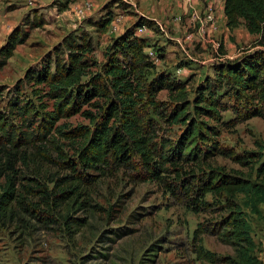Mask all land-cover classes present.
I'll list each match as a JSON object with an SVG mask.
<instances>
[{
  "label": "trees",
  "instance_id": "1",
  "mask_svg": "<svg viewBox=\"0 0 264 264\" xmlns=\"http://www.w3.org/2000/svg\"><path fill=\"white\" fill-rule=\"evenodd\" d=\"M69 1H64L60 9L65 10ZM106 9V15L97 20L90 17V23L106 27L113 16L110 3ZM223 12L227 27L244 24L250 34L256 35L254 48L234 60L216 61L213 74L204 75L191 88L187 87L188 79L175 77L168 69L152 73L155 65L145 50L148 42L135 32L142 25L154 27L155 22L144 17L114 39L102 62L93 55L91 34L81 29L66 34L37 66L29 68L27 80L47 85L45 93L53 98V106L46 109L39 102L38 109L23 97L19 84L0 105V220L18 222L25 228L29 223L26 215L37 218L39 214L38 201L49 210L64 204L66 228L76 232L87 221L68 211L87 203L88 194L79 187L92 182L78 165L104 174L108 167L132 164L136 168L133 160L137 158L145 179L162 178L161 172L170 166L181 171L176 177L179 187L184 186L189 209L210 211L214 206L221 212L216 219L198 222L195 231L219 235L232 252L217 255L199 243L194 247L197 258L223 264H264L247 218L248 211L257 216L263 212V144L255 141L259 150L236 152L221 146L217 138L220 127L233 119L264 118V0H224ZM27 22L36 21L27 18ZM24 36L20 27L7 35L0 48V67ZM220 51L224 53L222 44ZM162 90H166L168 99L158 98ZM84 105L91 109L81 111ZM228 109L234 118H224L223 111ZM80 111L87 125L63 131L62 123L56 124L61 116ZM11 113L20 121L10 120ZM173 125L181 127L175 139L161 133ZM52 131L78 139L75 159L68 158L55 144ZM54 154L57 162L72 173L60 177L65 182L57 189L41 187L38 177L50 172ZM218 154L248 169L229 171L210 162ZM17 163L31 167L37 178L21 181L24 176ZM187 163L196 169L183 170ZM208 194L211 200L206 198ZM48 221L52 222V217Z\"/></svg>",
  "mask_w": 264,
  "mask_h": 264
},
{
  "label": "rangeland",
  "instance_id": "2",
  "mask_svg": "<svg viewBox=\"0 0 264 264\" xmlns=\"http://www.w3.org/2000/svg\"><path fill=\"white\" fill-rule=\"evenodd\" d=\"M64 1L0 0V48L14 28H22L25 34L13 54L0 67V105L5 104L8 92L19 84L23 97L30 99L35 107L40 109L41 102L46 109L52 108L53 98L45 93L47 85L28 81L26 72L37 66L48 51L71 31H88L94 44L93 55L102 62L106 49L116 37L142 17L153 20L154 27L136 29V33L148 42L145 50L155 52L151 58L155 65L152 73L168 69L175 77L188 79V88L204 75H212L216 61L234 60L254 48L256 35L250 34L244 24L227 27L225 21L219 19L213 3L208 6L204 2L205 7L199 9L187 1L185 12L172 11L171 7L168 9V3L163 10L154 12L153 18L151 12L146 11V3L141 6L140 0H93L91 6H87L84 0H71L68 7L61 10L60 5ZM109 3L113 11L111 22L104 28L92 25L88 19L97 20L106 15ZM27 18L36 21L35 24H29ZM220 44L224 53L220 51ZM182 62L185 64L182 65ZM158 98L168 99L166 90L160 91ZM85 109H91V106L84 105L81 111ZM81 111L61 116L56 124L62 123L63 131L87 125L88 120ZM223 116L234 118V113L228 109L223 111ZM9 119L20 121L15 113L9 114ZM180 132L181 127L173 125L164 128L161 133L175 139ZM52 135L55 144L67 157L75 159L78 139L67 138L57 131H52ZM217 138L221 146L236 152L259 150L255 141H260L264 154V118L233 119L228 125L220 127ZM53 158L50 172L38 177L41 187L57 189L65 182L60 177L72 173L63 167L62 162H57L55 154ZM133 161L136 168L132 164L120 168L108 167L104 174L78 165L79 171L91 176L92 182L79 187L87 192V203L68 211L70 215L87 221L76 232L66 228L62 218L64 204L49 210L37 197L34 198L39 202L36 210L39 214L36 215L41 219L26 215L29 223L25 228L18 222L0 220V264H223L199 259L194 252L199 243L217 255L232 252L231 246L219 235L195 231L198 222L216 219L221 212L214 206L210 211L189 209L185 204L184 186L179 187L176 177V173L181 171L174 166L161 172L162 178L145 179L141 175V162L137 158ZM210 162L223 165L227 170L248 169L219 154ZM17 168L24 176L21 181L27 182L26 177L37 178L32 174L31 167L17 163ZM184 169L196 167L187 163ZM206 198L211 200L209 194ZM260 207L263 211L261 216L247 210V218L258 242V250L262 252L264 204ZM50 217L53 221L45 222Z\"/></svg>",
  "mask_w": 264,
  "mask_h": 264
},
{
  "label": "crops",
  "instance_id": "3",
  "mask_svg": "<svg viewBox=\"0 0 264 264\" xmlns=\"http://www.w3.org/2000/svg\"><path fill=\"white\" fill-rule=\"evenodd\" d=\"M187 1H189V4L194 5L195 7H198L199 9H203L205 6L204 2L206 4L208 3V6H211V3L214 4L215 12L217 13L219 19L221 21H225V15L223 12V1L224 0H140L141 6L143 3H146V11L151 12V17L155 18L152 14L154 12H159L160 9H164V6L168 3L170 4L168 9L171 7L172 11L177 10L179 12L186 11L187 8ZM203 2V3H202ZM202 3V5H200ZM150 5V7H149ZM262 244L264 247V238L262 239ZM264 251L259 252V256L261 259H263Z\"/></svg>",
  "mask_w": 264,
  "mask_h": 264
},
{
  "label": "built area",
  "instance_id": "4",
  "mask_svg": "<svg viewBox=\"0 0 264 264\" xmlns=\"http://www.w3.org/2000/svg\"><path fill=\"white\" fill-rule=\"evenodd\" d=\"M92 1L93 0H84V2L86 3V5L87 6H91L92 5ZM209 16V15H208ZM146 26L145 25H142V26H139V27H137L136 29H138V30H142L143 28H145ZM135 32H138L137 30L135 31ZM137 34V33H136ZM139 35V34H138ZM148 52V54L150 55V57L151 58H153L154 57V51H152V50H149V51H147ZM263 262H264V254H263Z\"/></svg>",
  "mask_w": 264,
  "mask_h": 264
}]
</instances>
